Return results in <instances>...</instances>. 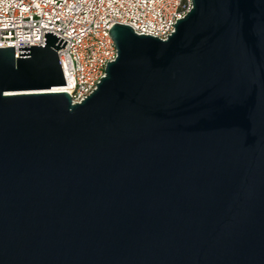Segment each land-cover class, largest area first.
<instances>
[{"label":"water","instance_id":"obj_1","mask_svg":"<svg viewBox=\"0 0 264 264\" xmlns=\"http://www.w3.org/2000/svg\"><path fill=\"white\" fill-rule=\"evenodd\" d=\"M72 104L56 50L0 47V264H264V0H192Z\"/></svg>","mask_w":264,"mask_h":264},{"label":"built area","instance_id":"obj_2","mask_svg":"<svg viewBox=\"0 0 264 264\" xmlns=\"http://www.w3.org/2000/svg\"><path fill=\"white\" fill-rule=\"evenodd\" d=\"M193 8L192 0H0V47L44 45V33L67 41L56 50L66 85L56 86L80 103L91 94L118 50L115 23L162 41Z\"/></svg>","mask_w":264,"mask_h":264},{"label":"bare ground","instance_id":"obj_3","mask_svg":"<svg viewBox=\"0 0 264 264\" xmlns=\"http://www.w3.org/2000/svg\"><path fill=\"white\" fill-rule=\"evenodd\" d=\"M51 90H57V87L56 86H54Z\"/></svg>","mask_w":264,"mask_h":264}]
</instances>
